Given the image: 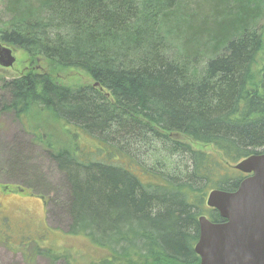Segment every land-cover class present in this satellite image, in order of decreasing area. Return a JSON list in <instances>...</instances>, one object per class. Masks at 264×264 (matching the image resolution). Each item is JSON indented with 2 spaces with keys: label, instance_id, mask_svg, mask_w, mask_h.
<instances>
[{
  "label": "trees",
  "instance_id": "trees-1",
  "mask_svg": "<svg viewBox=\"0 0 264 264\" xmlns=\"http://www.w3.org/2000/svg\"><path fill=\"white\" fill-rule=\"evenodd\" d=\"M7 7L1 42L89 77L70 85L47 71L0 76L8 95L0 116L34 124V143L66 180L68 235L104 254L87 263L38 244L34 252L64 264H200V216L225 221L207 205L209 193L235 191L247 175L234 165L264 153L260 0H157L152 29L173 33L184 62L146 41L138 0ZM204 54V74L193 79L188 67ZM158 149L177 158L175 167L152 160Z\"/></svg>",
  "mask_w": 264,
  "mask_h": 264
},
{
  "label": "rangeland",
  "instance_id": "rangeland-1",
  "mask_svg": "<svg viewBox=\"0 0 264 264\" xmlns=\"http://www.w3.org/2000/svg\"><path fill=\"white\" fill-rule=\"evenodd\" d=\"M138 1L143 11L139 27L149 34L146 41H159L169 55L184 62L182 47L173 33L160 24L152 29L150 23L154 19L150 10L155 8L157 0ZM260 4L264 7V0H260ZM7 6L8 0H0V30L9 25L11 12ZM1 43L11 48L16 58L13 66L0 65L3 78L13 79L31 71H47L62 84L80 85L89 81V77L79 70L52 65L25 50ZM207 59V54H204L188 67L193 79L198 80L204 74ZM5 99L8 95L0 89V110ZM31 124L28 119L22 121L12 113L0 116V264H64L62 259L53 260L41 250L35 253L37 244L47 250L51 247L57 253L69 251L77 261L88 263L104 251L82 236L68 235L71 218L66 180L45 149L34 143ZM194 146L212 150L210 146L198 143ZM16 158L19 159L16 163L18 168L14 167ZM152 160L162 161L171 169L178 163L177 158L159 149Z\"/></svg>",
  "mask_w": 264,
  "mask_h": 264
},
{
  "label": "water",
  "instance_id": "water-1",
  "mask_svg": "<svg viewBox=\"0 0 264 264\" xmlns=\"http://www.w3.org/2000/svg\"><path fill=\"white\" fill-rule=\"evenodd\" d=\"M12 49L0 42V65L13 66ZM234 168L247 176L235 191L212 190L207 205L223 222L199 218L195 251L200 264H264V153L253 154Z\"/></svg>",
  "mask_w": 264,
  "mask_h": 264
},
{
  "label": "flooded vegetation",
  "instance_id": "flooded-vegetation-1",
  "mask_svg": "<svg viewBox=\"0 0 264 264\" xmlns=\"http://www.w3.org/2000/svg\"><path fill=\"white\" fill-rule=\"evenodd\" d=\"M223 222V221H222Z\"/></svg>",
  "mask_w": 264,
  "mask_h": 264
}]
</instances>
